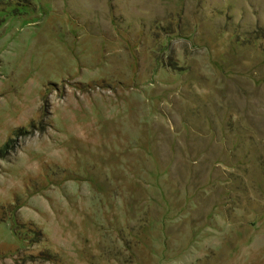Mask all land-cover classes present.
<instances>
[{
	"label": "rangeland",
	"instance_id": "374dc122",
	"mask_svg": "<svg viewBox=\"0 0 264 264\" xmlns=\"http://www.w3.org/2000/svg\"><path fill=\"white\" fill-rule=\"evenodd\" d=\"M0 264H264V0H0Z\"/></svg>",
	"mask_w": 264,
	"mask_h": 264
},
{
	"label": "trees",
	"instance_id": "16d2710c",
	"mask_svg": "<svg viewBox=\"0 0 264 264\" xmlns=\"http://www.w3.org/2000/svg\"><path fill=\"white\" fill-rule=\"evenodd\" d=\"M11 139H9L8 141H6V143L3 144V146L0 148V156L3 157L5 155V153L11 148L10 143H11Z\"/></svg>",
	"mask_w": 264,
	"mask_h": 264
}]
</instances>
